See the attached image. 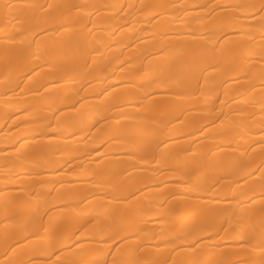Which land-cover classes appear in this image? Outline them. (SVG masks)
<instances>
[{"label": "bare ground", "instance_id": "obj_1", "mask_svg": "<svg viewBox=\"0 0 264 264\" xmlns=\"http://www.w3.org/2000/svg\"><path fill=\"white\" fill-rule=\"evenodd\" d=\"M0 264H264V0H0Z\"/></svg>", "mask_w": 264, "mask_h": 264}]
</instances>
